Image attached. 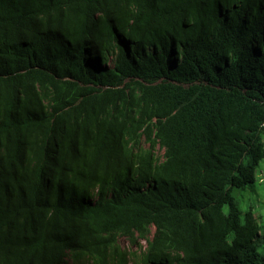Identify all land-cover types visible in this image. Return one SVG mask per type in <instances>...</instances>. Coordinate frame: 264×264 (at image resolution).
I'll list each match as a JSON object with an SVG mask.
<instances>
[{
	"label": "trees",
	"instance_id": "1",
	"mask_svg": "<svg viewBox=\"0 0 264 264\" xmlns=\"http://www.w3.org/2000/svg\"><path fill=\"white\" fill-rule=\"evenodd\" d=\"M263 160L264 0H0V264H264Z\"/></svg>",
	"mask_w": 264,
	"mask_h": 264
},
{
	"label": "rangeland",
	"instance_id": "2",
	"mask_svg": "<svg viewBox=\"0 0 264 264\" xmlns=\"http://www.w3.org/2000/svg\"><path fill=\"white\" fill-rule=\"evenodd\" d=\"M261 168H260V173H261V171H264V160L263 161H261ZM263 187V185L262 184H259L258 183V187L257 188H262ZM250 198H252V196L251 195H248ZM121 242L123 243V244H125L126 246H128V247H131V244H130V242L127 240V239H124V238H122L121 239Z\"/></svg>",
	"mask_w": 264,
	"mask_h": 264
}]
</instances>
